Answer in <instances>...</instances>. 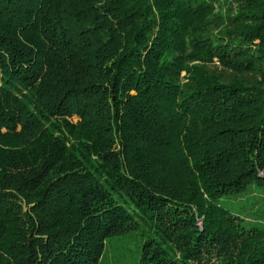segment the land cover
<instances>
[{
	"label": "trees",
	"instance_id": "1",
	"mask_svg": "<svg viewBox=\"0 0 264 264\" xmlns=\"http://www.w3.org/2000/svg\"><path fill=\"white\" fill-rule=\"evenodd\" d=\"M0 264H264V0H0Z\"/></svg>",
	"mask_w": 264,
	"mask_h": 264
}]
</instances>
